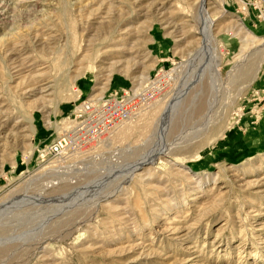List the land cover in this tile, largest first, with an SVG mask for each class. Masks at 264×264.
<instances>
[{
    "label": "rangeland",
    "instance_id": "1",
    "mask_svg": "<svg viewBox=\"0 0 264 264\" xmlns=\"http://www.w3.org/2000/svg\"><path fill=\"white\" fill-rule=\"evenodd\" d=\"M197 3L0 0L7 12L0 21V135L15 133L0 139V203L35 193L28 213L42 207L49 214L43 225L50 223L36 253L22 262L6 247L0 264H264V0L206 1L222 80L201 78L178 96L164 134L179 141L170 157L160 155L128 182V169L111 172L115 166L93 160L140 146L116 163L132 164L153 150L158 141L147 139L158 105L174 86L166 75L178 80L200 44ZM240 60L237 75L227 77ZM32 79L57 87L45 108L42 95L29 91ZM183 95L189 100L180 101ZM84 125L77 154L66 131ZM99 126L103 140L87 143ZM57 142L65 146L61 156L51 151ZM57 166L59 183L23 190ZM114 186L117 194L93 211L88 201L97 189ZM73 200L79 205L68 209Z\"/></svg>",
    "mask_w": 264,
    "mask_h": 264
},
{
    "label": "bare ground",
    "instance_id": "2",
    "mask_svg": "<svg viewBox=\"0 0 264 264\" xmlns=\"http://www.w3.org/2000/svg\"><path fill=\"white\" fill-rule=\"evenodd\" d=\"M206 1L207 0H198L197 6H196V9H195V13L193 15L194 19H195V22H196V25H197V31H198V34L200 35V39L201 40H200V44H199L197 50H195V53L193 54L194 59L192 60V63H190L189 66L186 65L187 67L185 66L186 68L185 69L183 68L184 69L183 71H179V73L181 72V75L179 76L178 80H176V81L172 82V78H170L168 75H166V78H169L168 80L172 84H174V86L170 89L169 93L166 95V98L164 99L165 101L162 102L163 105H160V104L158 105V107L161 109V111H160L161 113L157 117L156 122L153 124V128H152L153 132L151 133V136L147 139L148 140L147 143H150V145H151L152 141L153 142L154 141L155 142L158 141V142H156L153 150H151V148H150L149 151H148V149L145 148L147 150H144L143 153H141V151H140V154H137L138 158H136L135 162L132 163V164L126 163V164L123 165V164H116V163H117V160H118V162H120L119 159H120L121 156L122 157L123 156L124 157L125 156H128V157L132 156L133 153H134L133 148L136 147V148L139 149L140 146H133L132 145L130 147V145H128V146H125V148L118 147L117 149H113L108 155H103V156L96 155V156H94L95 158H93V160L97 161V163L107 162V166H110V165L115 166V169L114 168L110 169L111 172L112 171H117V170L121 171L123 169H128L127 172H126L127 174L122 176L124 179H126V182H128L134 176V174L136 172L140 173V171L144 167H148L150 165L151 166L154 165L156 163V161L158 160V157L160 155H161L160 157H162V156H165L167 158L170 157L172 155L173 151H174L173 149L176 146H178L179 141H177V142H170L169 140L167 141L166 139H164V137H165L164 134H165V131H166V128H167V124L169 122V118L171 116L172 109L176 105L177 100L180 98L178 96L183 94L184 92H186L185 86L187 84L188 85L193 84L194 82H196V80H200L201 78L205 79L207 76H211V77H213L214 79H216L218 81L222 80L221 76H220V73H219V69H218L219 51H218V49L216 47L215 40H214L213 35L211 33L212 20L210 18H208V15L206 13V6H205L206 5ZM2 4H3V2H2ZM14 4H16V3H14ZM31 6H27L26 7L27 10H31V8H32ZM6 13L7 12L0 10V21H1L2 25L6 22L5 21L6 20L5 18L7 17ZM122 39L124 40V37ZM17 52H19V51H17ZM14 54H16V52ZM242 62H243L242 60L236 62V64L233 66V69L230 70L227 73V77L231 78L233 75L235 76V74L237 72V66L238 67L241 66ZM18 66H20V65H18ZM192 71H194V73H193L194 76L189 74ZM256 71H257V69L255 68L253 70V72H251L252 73L251 74V79H253L255 77ZM248 73L249 72H247V74ZM42 80H44V79H42ZM34 81H36V80H34ZM34 81L32 79L33 83H35ZM226 82H227V80H226ZM55 84H56V82H55ZM33 85H34V87L32 88V90H29V89L28 90L29 91H33V92H37V93L39 92L42 95V96L41 95L40 96L43 98L42 99V104L40 105V107H44V108L47 107L46 105H47V101L48 100L45 98V96L49 95L51 92H53V93H51V96L55 95L54 93H55L57 87L55 88L53 83H52V85H53V87H52L51 86V81L42 82L41 80H38L37 84H33ZM162 86H163V83H162ZM181 98L182 99H180V101L184 100V98H185V100H189V99H187L188 97H185L184 95H183V97L181 96ZM193 103H194V101H193ZM54 105H56V103ZM177 106H179V105L177 104ZM180 110H184V106L183 105L181 106ZM96 120H97V118L95 119V121H93L92 124H94L96 122ZM166 121H167V123H166ZM88 126H89V124H88ZM82 127H84V130L82 131V134H80V135H79V132H77L78 130L75 131L74 128L71 129L70 131H66L69 134L67 136V138L70 140V143L68 145L71 144L73 146L72 152L77 153V154L81 150L80 144L82 142V141H77V140L79 138H81L84 134L87 133V130L85 129L86 126L84 125ZM99 128H100V126H99ZM104 128L105 127H101L98 132L96 131V132L88 135L87 138H86V140H88L87 143L91 142L92 139H93V141H96L97 138H99L100 141L103 140L102 139V135H103V133L106 130V128L105 129ZM1 129H0V133H2ZM163 129H164V131H163ZM24 130H28V129H20L19 131H24ZM12 132H14V131H11L10 133H6V134H4V136H13L15 133H12ZM161 134H163V135H161ZM22 136L25 137L26 135L24 134ZM76 136H78V137H76ZM3 137H1V135H0V139L3 138ZM83 139L81 138V140H83ZM147 140H145L144 143ZM189 140L190 139L185 141V143L188 142ZM105 141H106V139H105ZM163 141L166 142V143H163ZM108 144H109V141H106L105 145L107 146ZM138 144H139V141H138ZM140 144H143V143H140ZM181 144H183V143H181ZM135 145H137V144H135ZM59 146H61V149H59ZM64 147L65 146L60 145V143H57L55 146H53L51 148V151L54 152L55 156H61V154L63 153V148ZM182 147H184V144H183V146H181V148ZM55 148H57V150H55ZM115 153H116V155H113ZM94 163H96V162H94ZM173 163H175V162L173 161ZM60 171L61 170L57 166L56 168L54 167V169H51L48 173L41 172V173H38L36 176H32V178H30L28 181H26L24 186H22L24 188L23 190H26V191H29L30 189L32 190V189L36 188V186H38L40 184H43V183L45 185L49 184V183L56 185L57 183H59V182H57V178L58 177H56V175ZM73 172L74 171H71V174H73ZM106 172H107V170H106ZM41 186H43V185H41ZM104 186L105 185H103V187ZM117 186H118V184H117ZM117 186H114V189L111 190V191H103L101 189L103 187H101L100 189L96 188L97 190H99V194L97 193L98 191L96 192L97 194L94 192L95 195L92 198H90V200L88 201L90 203V206H91L92 210L93 211L95 210V208H96V206H97V204L99 202L104 201L105 199H109L113 194L116 195L117 194L116 192H118V190H117L118 187ZM46 189H48V188H46ZM88 190H91V189H88ZM119 191H120V189H119ZM26 193H20L17 196V198L13 197V195H12L8 199H6L4 202L0 203V233H1V235H0V251H2L3 248L6 249V247H9V248H11V251L14 252L15 257L16 256H20L21 257V259L23 260L22 262L26 261L33 254V252H35L39 248L41 242L46 239V236H49V235H39V234L41 232H43V230L45 228L48 229L49 228L48 226H50V223L43 225L45 220H46V218L49 216V214H48L46 217H44V214H43L44 210L42 211V209H44V208L41 207L39 210H37V207H34L35 210H37V211L33 212V210H34L33 209L32 210L33 213H31V214L28 213L29 212V209H28L29 207L28 206L31 205L30 203L33 204V202H35L37 198H35L36 197L35 193H34V195H35L34 197L32 195L31 196H29V195L28 196H24ZM19 197H20V199H18ZM72 197L75 198L76 195L72 196ZM68 198L72 199L71 197H65V199H68ZM9 201L10 202L12 201L14 206L10 205L11 207H7L6 204ZM73 201H75V202H73V205L70 208H68V209H72L76 205H79L78 202L76 203V200H73ZM28 204H30V205H28ZM68 209H66V210L64 209L65 211L60 212V214L58 216L57 215L54 216V218H52L51 221L53 222V220L56 217L58 218V217L62 216L63 214H65ZM19 211H20V213H18ZM34 213H38V214H34ZM79 220H80V222H82L80 218L72 220L71 223H69L70 225L68 226V228L66 230V233H68L69 231L74 229L75 223L77 221H79ZM62 233L64 235L65 231L63 232L61 230L59 232H54V236L56 235V238L60 239V238L63 237ZM9 255H11V254H9Z\"/></svg>",
    "mask_w": 264,
    "mask_h": 264
},
{
    "label": "built area",
    "instance_id": "3",
    "mask_svg": "<svg viewBox=\"0 0 264 264\" xmlns=\"http://www.w3.org/2000/svg\"><path fill=\"white\" fill-rule=\"evenodd\" d=\"M84 130V127H80V128H78V131L77 132H79V135L80 134H82V131ZM78 135V136H79ZM78 136H76V137H78ZM80 140V139H79ZM57 143H59V142H57ZM62 145V144H61Z\"/></svg>",
    "mask_w": 264,
    "mask_h": 264
}]
</instances>
